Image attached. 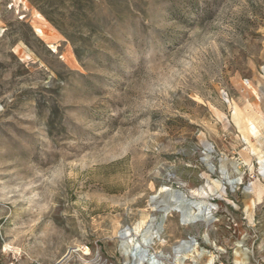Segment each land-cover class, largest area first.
Segmentation results:
<instances>
[{"label":"rangeland","instance_id":"obj_1","mask_svg":"<svg viewBox=\"0 0 264 264\" xmlns=\"http://www.w3.org/2000/svg\"><path fill=\"white\" fill-rule=\"evenodd\" d=\"M0 264H264V0H0Z\"/></svg>","mask_w":264,"mask_h":264},{"label":"trees","instance_id":"obj_2","mask_svg":"<svg viewBox=\"0 0 264 264\" xmlns=\"http://www.w3.org/2000/svg\"><path fill=\"white\" fill-rule=\"evenodd\" d=\"M34 4L37 5L36 2H34ZM38 6V5H37ZM41 13L59 30L62 32V34L67 37V39H69V36L67 35V33H65L60 27L59 25L56 23V21H54L46 12H44L40 7H39Z\"/></svg>","mask_w":264,"mask_h":264},{"label":"bare ground","instance_id":"obj_3","mask_svg":"<svg viewBox=\"0 0 264 264\" xmlns=\"http://www.w3.org/2000/svg\"><path fill=\"white\" fill-rule=\"evenodd\" d=\"M253 132L256 130L254 127H252Z\"/></svg>","mask_w":264,"mask_h":264}]
</instances>
